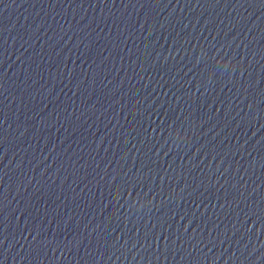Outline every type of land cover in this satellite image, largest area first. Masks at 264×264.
<instances>
[{"label":"water","instance_id":"95a60500","mask_svg":"<svg viewBox=\"0 0 264 264\" xmlns=\"http://www.w3.org/2000/svg\"><path fill=\"white\" fill-rule=\"evenodd\" d=\"M0 264H264V0H0Z\"/></svg>","mask_w":264,"mask_h":264}]
</instances>
